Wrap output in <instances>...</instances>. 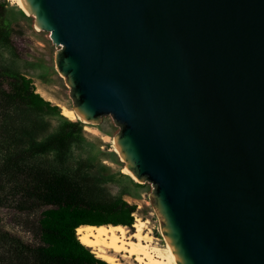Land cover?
<instances>
[{
  "label": "water",
  "instance_id": "water-1",
  "mask_svg": "<svg viewBox=\"0 0 264 264\" xmlns=\"http://www.w3.org/2000/svg\"><path fill=\"white\" fill-rule=\"evenodd\" d=\"M71 113L107 115L178 264H264V0H20Z\"/></svg>",
  "mask_w": 264,
  "mask_h": 264
},
{
  "label": "trees",
  "instance_id": "trees-1",
  "mask_svg": "<svg viewBox=\"0 0 264 264\" xmlns=\"http://www.w3.org/2000/svg\"><path fill=\"white\" fill-rule=\"evenodd\" d=\"M60 108L35 90L32 80L0 64V206L30 211L49 206L39 218L42 244L30 245L0 232V264H109L77 238L81 224L132 223L134 206L124 201L90 199L76 179L43 159L48 150L64 161L68 143L80 127L65 126L40 142L31 114L59 115Z\"/></svg>",
  "mask_w": 264,
  "mask_h": 264
},
{
  "label": "rangeland",
  "instance_id": "rangeland-1",
  "mask_svg": "<svg viewBox=\"0 0 264 264\" xmlns=\"http://www.w3.org/2000/svg\"><path fill=\"white\" fill-rule=\"evenodd\" d=\"M59 48L51 46L50 35L40 33L15 3L0 0V64L30 78L35 90L60 108L59 115L31 114L42 128L26 142H40L59 132L66 120L78 122L80 129L71 137L64 161L57 162L55 150H48L42 158L76 179L88 198L124 201L134 206L132 222L135 214L148 218L150 235L163 244L161 223L149 201L153 189L145 181L132 180V176L122 172L125 163L116 155L117 148L112 143L120 127L114 128L105 115L98 126H88L94 130H87L80 120H71L61 113V105L73 107V101L63 84L64 77L54 71L52 57ZM65 130L69 127L65 126ZM48 207L20 211L0 206V232L14 235L30 245L42 244L39 218Z\"/></svg>",
  "mask_w": 264,
  "mask_h": 264
},
{
  "label": "bare ground",
  "instance_id": "bare-ground-1",
  "mask_svg": "<svg viewBox=\"0 0 264 264\" xmlns=\"http://www.w3.org/2000/svg\"><path fill=\"white\" fill-rule=\"evenodd\" d=\"M10 1L19 7L20 0ZM72 108L61 105V113L71 120H78L77 113H71ZM85 128L94 130L88 126ZM112 143L117 148L114 140ZM122 172L132 176L126 164ZM160 228L163 244L150 235V220L138 214L134 215L130 226L113 223L81 224L76 227L75 233L78 240L96 257L109 264H178L175 254L168 253L169 243L165 239L162 224Z\"/></svg>",
  "mask_w": 264,
  "mask_h": 264
},
{
  "label": "flooded vegetation",
  "instance_id": "flooded-vegetation-1",
  "mask_svg": "<svg viewBox=\"0 0 264 264\" xmlns=\"http://www.w3.org/2000/svg\"><path fill=\"white\" fill-rule=\"evenodd\" d=\"M129 226H130V224H129ZM133 230V229H132Z\"/></svg>",
  "mask_w": 264,
  "mask_h": 264
}]
</instances>
